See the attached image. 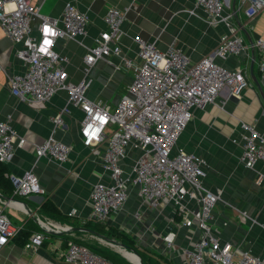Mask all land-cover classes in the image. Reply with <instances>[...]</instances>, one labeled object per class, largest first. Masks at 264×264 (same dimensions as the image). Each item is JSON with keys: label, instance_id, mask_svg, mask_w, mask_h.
<instances>
[{"label": "built area", "instance_id": "obj_1", "mask_svg": "<svg viewBox=\"0 0 264 264\" xmlns=\"http://www.w3.org/2000/svg\"><path fill=\"white\" fill-rule=\"evenodd\" d=\"M30 1L0 0V29L13 44L20 45L15 55L26 66L24 73L8 78L9 92L18 101L33 106L47 103L64 92L67 104L82 113L79 122L82 145L100 158L108 181L92 187L87 220L102 223L120 212L134 188L142 205L151 210L171 207L179 225L189 231L190 248L184 252L186 264H264V254L242 250L214 233L213 212L223 202L222 192L204 186L203 159L177 146L194 109L215 104L226 89L231 97L239 99L242 90L250 86L240 67L230 70L216 60L239 58L245 53L247 47L240 30L231 24L232 19L243 8L246 18L254 20L264 11V0H239L237 10L229 12H225V0H194L208 27L223 24L227 28L214 52L198 62H192L172 47L161 51L139 36L133 38L136 57H126L120 49L125 13L112 8L103 18L105 30L86 49L82 59L84 77L78 82L68 80L65 67L69 59L55 52L54 44L58 39L84 40L88 36V18L72 3L65 5L59 18H49L40 13V6H31ZM189 14L196 15L194 10ZM34 27L36 35L32 34ZM252 47L259 55L258 71L264 82V40H256ZM111 57L119 58L122 67L132 71L125 93L112 108L87 96L91 68L99 61L112 66ZM69 114L66 106L51 119L52 132L35 146L36 161L32 168L21 176L8 175L13 197L45 194L34 173L40 159L58 164L68 161L72 147L57 140L55 134L65 128L64 116ZM239 126L241 162L244 168L254 170L258 162L264 164V136L254 125L240 122ZM24 144L25 140L12 128V116L0 120V164L11 163L15 150ZM126 161H130L129 166ZM256 182L264 183V173L257 172ZM7 203L4 205L0 199V264L2 250L17 234L5 210H21L19 207L23 206L17 201ZM240 214L249 218L245 212ZM38 222L41 231L29 236L23 246L25 252L41 248L47 233L61 232L57 225ZM174 240L172 233L164 236L165 249L171 251ZM60 257L67 264H109L72 240L66 242Z\"/></svg>", "mask_w": 264, "mask_h": 264}, {"label": "crops", "instance_id": "obj_2", "mask_svg": "<svg viewBox=\"0 0 264 264\" xmlns=\"http://www.w3.org/2000/svg\"><path fill=\"white\" fill-rule=\"evenodd\" d=\"M238 1L225 0V12L237 10ZM68 3L74 4L88 18V36L84 40L58 39L54 44V51L69 59L65 74L72 82L84 77L83 56L86 49L93 46L99 33L105 30L103 18L112 8L125 13L120 49L123 55L131 59L136 57L133 43L136 36L153 43L161 51L171 47L178 49L192 62H198L212 54L220 36L227 33L223 24L208 27L204 22V13L195 8L194 0L30 1L31 6H40V13L49 18H59ZM191 10L196 15L189 14ZM231 24L240 30L247 49L239 58L229 57L216 62L230 70L240 67L250 86L242 90L239 99L231 97L226 89L215 104L194 109L177 146L203 159L204 186L211 191L222 192L223 202H219L213 212L214 233L233 246L260 255L264 254V183L257 184L256 174L264 173V164L258 162L254 170L244 168L239 123L254 125L264 136V82L258 71L259 55L252 47L256 40H264V11L249 21L242 8ZM36 33L34 27L32 34ZM18 49L20 45L13 44L0 29V120L11 115L14 132L25 140L24 146L15 150L11 163L5 165L9 175L21 176L32 168L36 161L35 146L50 136L53 129L51 119L66 106L70 114L64 116L65 128L57 130L55 138L70 145L72 150L64 164L46 159L36 162L34 173L45 194L24 197L22 200L12 196L9 199L22 203L25 210H5L8 215L16 216L11 223L17 233L28 222L34 223L41 231L38 220L54 223L62 228H59L61 232L53 235L47 233L42 247L36 252L23 250L25 242L21 243L22 237L18 241H11L1 252V263L67 264L60 257L67 241L98 248L104 246L105 242L91 232L115 240L102 232L124 231L139 246L165 256L173 264H186L184 252L190 248L189 231L179 225V219L173 216L171 207L151 210L142 205L134 188L120 212L102 223L87 220L92 187L97 183L107 184L108 181L102 172L100 158L93 156L91 150L82 145L79 134L82 113L67 104L64 92L38 106L13 98L9 92L8 78L26 71V66L15 55ZM110 60L112 66L99 61L91 68L87 96L92 100H101L112 108L125 93L132 71L122 67L119 58L111 57ZM100 150L103 151L104 146ZM129 165L130 161H126V166ZM53 210H57L58 214ZM240 212H245L249 218ZM33 232L36 231L29 232V236ZM169 233L175 235L171 251L165 249L163 244V237Z\"/></svg>", "mask_w": 264, "mask_h": 264}, {"label": "trees", "instance_id": "obj_3", "mask_svg": "<svg viewBox=\"0 0 264 264\" xmlns=\"http://www.w3.org/2000/svg\"><path fill=\"white\" fill-rule=\"evenodd\" d=\"M9 171L5 165L0 164V195L4 196L5 198L12 197V186L8 178ZM20 200L24 199V197H18ZM2 206L0 205V208ZM55 211L58 214L57 210ZM39 228L32 222H28L25 224L24 229L19 231L13 241H18L19 237H22V242L24 243L29 238V232L31 231H38ZM29 231V232H27ZM102 232V231H101ZM34 233V232H33ZM108 236L113 237L117 242L125 245L130 250L134 251L141 259L143 264H173V262L167 259L165 256L152 251L148 248L139 246L128 234L124 231H105L102 232ZM83 245V244H81ZM87 247L93 254L97 255L99 258L104 260L109 264H128L125 260H123L117 253L109 251L103 248H96V247Z\"/></svg>", "mask_w": 264, "mask_h": 264}, {"label": "water", "instance_id": "obj_4", "mask_svg": "<svg viewBox=\"0 0 264 264\" xmlns=\"http://www.w3.org/2000/svg\"><path fill=\"white\" fill-rule=\"evenodd\" d=\"M0 199H2L3 201H4V205H7L8 203L7 202H10V201H16V200H14V199H9V198H5L4 196H2V195H0ZM24 206V205H23ZM29 215H30V217L31 218H34V216H33V214H31V213H29ZM37 224H39L38 223V221H37ZM84 231H87V230H85V229H83ZM89 232V231H88ZM91 232V231H90ZM92 234H94L95 236H97L100 240H102L103 242H105V245L107 246V245H109V246H118V247H120V248H123V249H125V250H128V251H130V252H132L133 254H134V256L138 259V261H139V263L138 264H143L142 263V261H141V259H140V257L134 252V251H132V250H130L129 248H127L125 245H123V244H121L120 242H117V241H115V240H113V239H110V238H108V237H106V236H103V235H99L98 233H95V232H91ZM49 234L50 235H53V234H55V233H52V232H49ZM110 248V247H109ZM111 249V248H110ZM112 250V249H111ZM122 257V256H121ZM123 258V257H122ZM126 260V259H125ZM127 262H129L128 260H126ZM130 264H133V263H131V262H129Z\"/></svg>", "mask_w": 264, "mask_h": 264}, {"label": "bare ground", "instance_id": "obj_5", "mask_svg": "<svg viewBox=\"0 0 264 264\" xmlns=\"http://www.w3.org/2000/svg\"><path fill=\"white\" fill-rule=\"evenodd\" d=\"M12 206H17V204H13ZM21 210H25V208L23 206H20L19 207ZM51 225H54L56 226L54 223L52 222H49ZM44 226H48L46 223H43ZM61 228V227H60ZM108 247H110L115 253L117 254H120L124 259L128 260L129 262L133 263V264H138L139 261L138 259L134 256V254L128 250H125L123 248H120L118 246H109L107 245Z\"/></svg>", "mask_w": 264, "mask_h": 264}, {"label": "rangeland", "instance_id": "obj_6", "mask_svg": "<svg viewBox=\"0 0 264 264\" xmlns=\"http://www.w3.org/2000/svg\"><path fill=\"white\" fill-rule=\"evenodd\" d=\"M8 215V214H7ZM8 217L11 219V221H15L16 220V216H14V214L12 215H8ZM105 246V245H104ZM102 246V247H100V248H103V249H107V250H109V251H112V252H114L113 250H111L108 246ZM120 257H121V255L120 254H118ZM122 258V257H121ZM123 260H125L124 258H122ZM126 261V260H125ZM127 262V261H126ZM128 264H130L129 262H127Z\"/></svg>", "mask_w": 264, "mask_h": 264}]
</instances>
